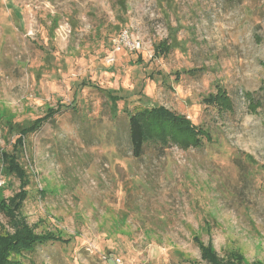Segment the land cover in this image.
Segmentation results:
<instances>
[{
    "label": "rangeland",
    "instance_id": "1",
    "mask_svg": "<svg viewBox=\"0 0 264 264\" xmlns=\"http://www.w3.org/2000/svg\"><path fill=\"white\" fill-rule=\"evenodd\" d=\"M127 30L142 48L108 63ZM218 87L231 111L205 101ZM59 105L26 138L23 215L68 242L24 264L204 263L194 237L264 264V0H0V149L13 150L12 120ZM154 106L210 140L196 148L175 131L135 158L125 112ZM2 168L7 199L20 182Z\"/></svg>",
    "mask_w": 264,
    "mask_h": 264
},
{
    "label": "trees",
    "instance_id": "2",
    "mask_svg": "<svg viewBox=\"0 0 264 264\" xmlns=\"http://www.w3.org/2000/svg\"><path fill=\"white\" fill-rule=\"evenodd\" d=\"M162 44V43H161ZM171 51L168 46L165 50H158L157 55H162ZM118 100L114 99L113 106ZM207 104L217 105L222 111H231L233 101L231 97L221 87L217 92L208 95L205 99ZM74 109V108H73ZM63 106L59 105L56 109L48 108L44 116L36 121L26 124L15 123L13 120L9 131H17V138L13 144L12 151L0 149V159L3 165L2 174L6 178H15L20 182L19 190L10 198L0 195V214L6 218V226L0 225V264H24L25 254L32 253L36 248L49 243H67L61 233L46 231L37 232L36 228L29 223L27 217L23 215L25 203L30 196L31 179L27 169L21 163L24 148L27 149L26 138L40 131L46 123L54 122L55 116L62 112ZM128 120V142L132 155L140 159L145 154V146L149 139L157 138L167 134L180 132L186 138L190 146L200 148L204 138L210 140V133L207 130L195 127L190 119L178 115L175 112L162 107H137L125 112ZM176 135V134H175ZM160 138V137H159ZM24 144H26L24 146ZM24 146V147H23ZM23 147V148H22ZM3 189H0V192ZM196 243L200 247L202 260L204 263L193 261L192 264H233L242 262L240 254H233L228 260L220 258L211 245L200 244L196 237ZM252 264H262L254 262Z\"/></svg>",
    "mask_w": 264,
    "mask_h": 264
},
{
    "label": "built area",
    "instance_id": "3",
    "mask_svg": "<svg viewBox=\"0 0 264 264\" xmlns=\"http://www.w3.org/2000/svg\"><path fill=\"white\" fill-rule=\"evenodd\" d=\"M116 46L115 52L108 57V63H114L116 61V51L122 47H126V49L130 51H138L142 48V43L140 40L135 39L132 35H130L129 31H123L117 39L113 41ZM2 183L0 182V186Z\"/></svg>",
    "mask_w": 264,
    "mask_h": 264
},
{
    "label": "crops",
    "instance_id": "4",
    "mask_svg": "<svg viewBox=\"0 0 264 264\" xmlns=\"http://www.w3.org/2000/svg\"><path fill=\"white\" fill-rule=\"evenodd\" d=\"M17 17L15 16V19H16Z\"/></svg>",
    "mask_w": 264,
    "mask_h": 264
}]
</instances>
